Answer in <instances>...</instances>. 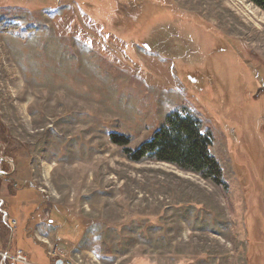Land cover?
Returning a JSON list of instances; mask_svg holds the SVG:
<instances>
[{
    "label": "rangeland",
    "instance_id": "374dc122",
    "mask_svg": "<svg viewBox=\"0 0 264 264\" xmlns=\"http://www.w3.org/2000/svg\"><path fill=\"white\" fill-rule=\"evenodd\" d=\"M5 24L0 197L17 226L0 214V252L19 249L24 264H264L263 9L0 0ZM183 108L211 134L226 186L126 156Z\"/></svg>",
    "mask_w": 264,
    "mask_h": 264
},
{
    "label": "trees",
    "instance_id": "16d2710c",
    "mask_svg": "<svg viewBox=\"0 0 264 264\" xmlns=\"http://www.w3.org/2000/svg\"><path fill=\"white\" fill-rule=\"evenodd\" d=\"M249 1L264 10V0ZM1 27H4L0 28L4 30L13 29L15 24H5ZM110 137L119 146H126L130 141L129 138L116 133ZM211 144V134L203 132V121L191 110L183 108L181 113H171L166 118L165 125L155 131L149 140L136 150L125 148V153L133 161L147 158L167 162L196 173L216 185L226 186L223 169L210 153ZM251 257L254 258L253 255L249 258Z\"/></svg>",
    "mask_w": 264,
    "mask_h": 264
},
{
    "label": "built area",
    "instance_id": "2783aa9c",
    "mask_svg": "<svg viewBox=\"0 0 264 264\" xmlns=\"http://www.w3.org/2000/svg\"><path fill=\"white\" fill-rule=\"evenodd\" d=\"M0 213L2 215V221L7 225H10L11 229L13 230L16 226V221L11 220L9 222V217L7 213L2 208V201L0 202ZM27 263V258L23 254V252L19 249H16L14 252H11V249L8 248L7 250L0 252V264H24Z\"/></svg>",
    "mask_w": 264,
    "mask_h": 264
},
{
    "label": "crops",
    "instance_id": "0c3cea01",
    "mask_svg": "<svg viewBox=\"0 0 264 264\" xmlns=\"http://www.w3.org/2000/svg\"><path fill=\"white\" fill-rule=\"evenodd\" d=\"M2 201V207L4 208V201H3V199L0 197V202ZM4 210V209H3ZM6 212V211H5ZM7 213V212H6ZM1 214V213H0ZM8 216V215H7ZM1 220H2V215H1ZM12 220H14V221H16L15 219H12ZM17 222V221H16ZM9 227H10V225H8ZM16 226H17V223H16ZM10 229H11V227H10ZM12 230V229H11ZM15 231V228L12 230V232H14Z\"/></svg>",
    "mask_w": 264,
    "mask_h": 264
},
{
    "label": "flooded vegetation",
    "instance_id": "af4514ba",
    "mask_svg": "<svg viewBox=\"0 0 264 264\" xmlns=\"http://www.w3.org/2000/svg\"><path fill=\"white\" fill-rule=\"evenodd\" d=\"M58 260H60L59 258H55L53 261H52V264H64V262H59L58 263Z\"/></svg>",
    "mask_w": 264,
    "mask_h": 264
},
{
    "label": "water",
    "instance_id": "95a60500",
    "mask_svg": "<svg viewBox=\"0 0 264 264\" xmlns=\"http://www.w3.org/2000/svg\"><path fill=\"white\" fill-rule=\"evenodd\" d=\"M61 262V260H58V263Z\"/></svg>",
    "mask_w": 264,
    "mask_h": 264
}]
</instances>
